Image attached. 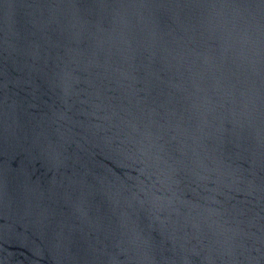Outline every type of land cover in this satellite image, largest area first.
<instances>
[{
  "label": "water",
  "instance_id": "obj_1",
  "mask_svg": "<svg viewBox=\"0 0 264 264\" xmlns=\"http://www.w3.org/2000/svg\"><path fill=\"white\" fill-rule=\"evenodd\" d=\"M0 264H264V0H0Z\"/></svg>",
  "mask_w": 264,
  "mask_h": 264
}]
</instances>
